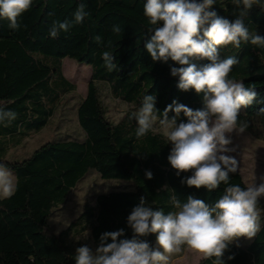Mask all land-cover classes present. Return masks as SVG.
Here are the masks:
<instances>
[{"label": "trees", "instance_id": "trees-1", "mask_svg": "<svg viewBox=\"0 0 264 264\" xmlns=\"http://www.w3.org/2000/svg\"><path fill=\"white\" fill-rule=\"evenodd\" d=\"M81 3L87 12L83 22L52 38L49 33L54 22H72ZM145 3L33 0L20 17L18 30L10 29L9 22L0 18V107L16 113L15 120L0 123V164L13 172L17 184L14 195L0 199V264H75L76 248L69 240L86 233L96 246L105 232L124 229L121 239H131L127 217L141 196L154 209L167 213L173 210V194L181 202L192 196L209 205L223 195V184L209 192L182 183L192 173L177 175L167 159L172 145L166 144L160 131H151L139 140L135 136L137 123L130 116L139 110L147 94L156 97L155 107L160 113L173 101L194 111L204 107L203 94L178 88L179 77L171 75V68L178 64L171 59L153 61L147 52L145 44L151 34L143 14ZM210 10L230 21L238 14L231 0H215ZM244 23L250 32L264 36V8L254 5ZM114 25L120 26V34L113 33ZM97 35L103 43L95 41ZM104 51L114 54L117 70H107ZM219 51L222 59L235 57L238 61L229 78L253 87L257 93L256 100L240 110V121L248 123L246 132L264 140V114L259 113L264 108V47L242 42L240 48L229 45ZM66 57L92 68L87 94L77 107L85 138L55 137L26 158L9 159V150L42 131L62 99L76 90L62 72ZM97 82L107 83L111 95L128 104L129 109L119 120L109 118ZM173 115L169 112V117ZM179 122H187L183 113ZM91 170L102 179L128 180L132 188L98 194L94 203H84L64 230L56 231L50 222L54 211L69 200ZM149 171L152 179L146 177ZM230 183L248 185L239 170L230 174ZM260 209L264 211V199ZM147 239L155 244V234ZM229 256L234 258L229 260ZM214 259L202 258L198 264H213ZM222 260L224 264H264V219L250 242L242 245L233 241Z\"/></svg>", "mask_w": 264, "mask_h": 264}, {"label": "clouds", "instance_id": "clouds-1", "mask_svg": "<svg viewBox=\"0 0 264 264\" xmlns=\"http://www.w3.org/2000/svg\"><path fill=\"white\" fill-rule=\"evenodd\" d=\"M215 0H146L143 14L148 22L145 48L153 61L179 65L171 68V75L179 77L178 88L195 90L203 94L201 110L177 104L168 105L162 113L155 107L156 97L145 95L142 106L131 114L137 127L139 140L156 131L159 124L166 144L171 143L167 157L179 176L191 171L182 183L209 192L225 185L223 195L213 205L189 196L186 202L173 194V210L165 213L154 209L146 197L133 207L127 224L133 232L131 239L124 238V229L105 232L95 250L87 245L75 251V264H169L173 255L185 249L199 254L203 259H214L213 264H224L222 257L229 245L244 237L252 240L261 229L260 203L264 199V178L258 185L246 187L230 183V174L237 173V160L227 155L233 151L231 134H242L248 123L240 121V110L251 105L257 97L253 87L230 79L235 57L221 58L219 49L226 46L240 48L241 43L264 47V36L250 32L244 18L252 7L264 8V0H231L238 10L236 19L230 21L210 10ZM33 0H0V18L9 22V28H20V17L32 6ZM87 12L81 3L72 22H54L50 29L52 38L60 31L67 32L73 24L83 22ZM113 33L120 34L119 25ZM95 41L103 43L97 35ZM109 72L117 70L115 56L110 51L102 53ZM209 61L198 64V61ZM169 112L174 115L169 117ZM183 113L187 122H179ZM264 114V108L259 109ZM16 119V113L0 107V123ZM152 179V173H146ZM17 188L12 171L0 164V198H10ZM174 193V190H173ZM155 234L153 245L147 237ZM110 241V242H109ZM234 257L229 256L231 260Z\"/></svg>", "mask_w": 264, "mask_h": 264}, {"label": "rangeland", "instance_id": "rangeland-1", "mask_svg": "<svg viewBox=\"0 0 264 264\" xmlns=\"http://www.w3.org/2000/svg\"><path fill=\"white\" fill-rule=\"evenodd\" d=\"M62 72L67 79L77 86L76 90L68 93L62 99V104L57 107L49 125L41 133L31 135L21 146L11 149L9 159L21 160L26 158L35 149L47 141L55 139V137L61 139L85 138L84 130L78 121L77 107L87 94L88 84L92 80V68L86 63L66 57L63 60ZM97 83L109 118L113 121L119 120L129 109L128 104L114 98L107 83ZM155 128L156 131H159L158 122ZM231 139L232 144L228 147L233 151L226 154L237 160L238 170L248 185L252 183L258 185L264 178V140L255 138L246 131L242 134L232 133ZM130 185L131 182L124 179H102L97 171L91 170L72 192L69 200L54 211L50 222L54 225L56 231H62L81 212L85 202L94 203L98 194L107 193L111 190L130 189L132 188ZM263 219L264 211H261V223ZM69 241L76 249L83 245H87L93 250L97 247L88 233L81 236H71ZM234 241L243 245L251 240L241 237ZM201 259L202 257L199 254L185 249L180 254L173 255L169 264H198Z\"/></svg>", "mask_w": 264, "mask_h": 264}, {"label": "crops", "instance_id": "crops-1", "mask_svg": "<svg viewBox=\"0 0 264 264\" xmlns=\"http://www.w3.org/2000/svg\"><path fill=\"white\" fill-rule=\"evenodd\" d=\"M48 125H49V124H47V126H48ZM47 126H46V127H47ZM46 127H45V128H46ZM45 128H44V129H45ZM44 129H43V130H44ZM43 130H42V131H43ZM42 131H40V132H38V133H41ZM38 133H33L32 135H35V134H38ZM28 138H29V137H28ZM25 141H26V139L24 140V142H25ZM24 142H23V143H24ZM23 143H22V144H23ZM20 146H21V145H20ZM10 151H11V149H10L9 152H8V156H9V157H10ZM15 180H16V177H15ZM0 199H1V198H0Z\"/></svg>", "mask_w": 264, "mask_h": 264}]
</instances>
